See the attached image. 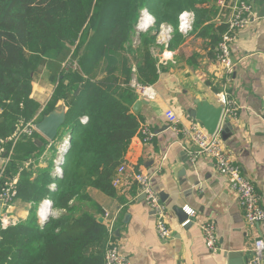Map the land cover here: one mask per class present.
<instances>
[{
  "label": "trees",
  "instance_id": "16d2710c",
  "mask_svg": "<svg viewBox=\"0 0 264 264\" xmlns=\"http://www.w3.org/2000/svg\"><path fill=\"white\" fill-rule=\"evenodd\" d=\"M144 8L156 32L164 24L177 28L179 15L192 11L195 29L206 24L202 36L211 34L218 14L210 0H0V141L41 122L60 102L68 111L57 140L68 132L72 138L61 180L52 178L57 146L48 150L42 135L6 145L11 157L2 182L20 175L16 200L31 209L27 220L0 232V264H106L109 235L99 222L105 212L93 205L90 191L116 196L113 180L140 127L130 83L152 86L162 69L151 55L156 33L142 34L137 48L132 44ZM225 29L219 38L209 35L213 48ZM42 67L54 84L44 107L32 98L33 74ZM45 199L58 214L42 226L38 209Z\"/></svg>",
  "mask_w": 264,
  "mask_h": 264
},
{
  "label": "crops",
  "instance_id": "0c3cea01",
  "mask_svg": "<svg viewBox=\"0 0 264 264\" xmlns=\"http://www.w3.org/2000/svg\"><path fill=\"white\" fill-rule=\"evenodd\" d=\"M225 1L228 5L251 3L258 17L237 33L232 50L233 73L226 74L216 62L210 40L213 34L220 37L219 29L225 26L232 11L221 9L219 0H210L218 9L209 25L211 34L201 35L205 24L199 29L194 27L187 35L178 31L170 42L171 49L162 50L159 43V47L155 45L151 49L159 57L162 69L157 82L150 86L153 99H142L146 103L138 115L140 126H148L155 136L148 142L139 133L133 138L125 162L117 171L114 198L97 190L90 191L93 205L105 213H117L115 244L129 264H247L254 240H264V224L249 226L236 192L228 179L216 171L213 160L201 157L192 162L189 151L194 146L169 129L165 118V112L170 109L179 118L180 127H190L198 122L191 116L196 109L195 101L204 99L219 106L217 95L227 92L239 111L227 126V121L223 122L222 132L226 134L225 140L222 137L223 149L253 182L264 204V18L259 17L263 3ZM40 69L45 70L43 74L49 85L50 72L45 67ZM53 91L54 88L42 99L45 89L35 87L32 98L44 107ZM61 107L68 111L64 102L57 106ZM69 134L49 142L48 150ZM40 167L46 164L41 163ZM138 172L151 175L153 188L160 198L163 194L162 202L167 207L172 230L171 238L166 241L159 237L155 215L147 208L134 180ZM93 205L85 204V208L93 211ZM30 209L31 205L17 201L15 216L20 222L27 220ZM180 209L191 220L190 225L182 226ZM206 223L215 225L220 252L211 253L206 246L201 229Z\"/></svg>",
  "mask_w": 264,
  "mask_h": 264
},
{
  "label": "built area",
  "instance_id": "2783aa9c",
  "mask_svg": "<svg viewBox=\"0 0 264 264\" xmlns=\"http://www.w3.org/2000/svg\"><path fill=\"white\" fill-rule=\"evenodd\" d=\"M218 4L221 9L229 8L230 11H232L231 16L225 24L226 29L222 33L221 39L215 48L216 62L224 69L226 74L231 75L234 71L232 50L237 40V33L257 21L258 17L253 5L245 1L228 5L225 0H219ZM145 14L149 15L147 9L142 12L143 17L139 25L144 19ZM154 22L155 21L151 17V24L144 29L138 26L137 32L140 34L146 31ZM194 24L195 14L192 11H183L179 15L178 31L180 33L187 35L194 29ZM172 33V26L166 24L161 25L157 31L158 43L168 49L172 40ZM130 88L138 96L139 100L153 99L151 87L140 85L136 79L131 81ZM217 100L223 112L221 124L213 135L209 134L199 122L192 124L190 127H180L179 118L170 109L165 112V118L169 129L182 135L194 146V149L192 148L189 151V157L192 162H196L201 157H207L213 160L216 171L228 179L231 188L236 192L239 203L244 210L247 223L250 227L254 228L264 224L263 198L257 191L253 182L243 174L240 166L233 159L232 155L224 151L222 142L223 122H225L226 119L236 117L239 107L233 104L228 93L225 91L217 95ZM87 121V117L81 119L83 124ZM37 124L38 122L33 120L22 129L17 130L11 138L0 141V232L10 227L17 226L20 223L14 212L20 175H17L11 182H2L11 157V153L7 151L6 145L11 141L16 143L23 136L31 137L35 133L40 134L37 129ZM137 133L141 135L145 142L152 140L155 136L153 131L145 125H141ZM67 141L69 142L68 147H66ZM70 142L71 135L69 134L68 138H65L57 145L58 150L56 158L54 159V168L52 172V178L55 180H61L63 178L64 166L67 161V152L71 146ZM45 158L46 157L43 156V160ZM30 166L31 162H26L24 165L25 169H29ZM134 180L138 186L139 192L143 195L147 208L155 215L156 229L159 237L164 241L168 240L171 238L172 230L168 223L167 207L162 202L157 191L153 188L152 176L144 172H138ZM116 185L117 179H114L113 186ZM49 188L50 190H55L57 184L52 183ZM43 213L45 214L44 216L42 215ZM55 215H57V212L53 207L52 201L50 199H45L38 209L39 222L42 224L47 221L49 217ZM103 219L109 235L105 250L106 264H129L119 253V249L115 244V232L118 221L117 213H105ZM190 222L191 220L187 219L182 226ZM201 229L209 251L211 253L220 252L221 249L218 245L215 225L206 223L202 225ZM2 240L3 238L0 234V245ZM251 254L252 257L248 259L247 264H264V240L262 238L254 240Z\"/></svg>",
  "mask_w": 264,
  "mask_h": 264
},
{
  "label": "water",
  "instance_id": "95a60500",
  "mask_svg": "<svg viewBox=\"0 0 264 264\" xmlns=\"http://www.w3.org/2000/svg\"><path fill=\"white\" fill-rule=\"evenodd\" d=\"M249 2L255 3L256 0H248ZM263 3L261 11L259 13L260 18H264V0H258ZM79 92V91H78ZM146 103L145 100H138L132 107L133 112L138 114L142 105ZM196 109L191 113L192 118L197 120L205 128V130L213 135L218 130L221 120L223 109L220 106H215L204 99H199L195 101ZM67 120V112L64 107L57 108L55 111L51 112L49 115L44 117V119L37 124V129L40 134L47 139L49 142H55L57 137L65 125ZM226 125L229 124L230 119H226ZM85 124V123H84ZM226 128V127H225ZM223 140L226 139L225 132H222ZM38 146H42V143L36 141ZM162 201L164 200L163 194L161 195ZM164 202V201H163ZM180 217L185 222L188 219V216L184 213L182 209L179 210ZM46 222V221H45ZM45 222L41 225L44 226ZM100 223H104V219L99 218ZM189 223L188 225H190ZM232 257V255H231Z\"/></svg>",
  "mask_w": 264,
  "mask_h": 264
},
{
  "label": "rangeland",
  "instance_id": "374dc122",
  "mask_svg": "<svg viewBox=\"0 0 264 264\" xmlns=\"http://www.w3.org/2000/svg\"><path fill=\"white\" fill-rule=\"evenodd\" d=\"M115 1H117V0H115ZM120 1H122V0H120ZM146 9L144 8V9H142L141 11H140V14H139V18H138V22H137V24H136V27H135V31H134V34H133V41H132V44H133V47L134 48H137V47H139L140 45H141V35L142 34H147V33H156V45L159 47V45L157 44L158 43V35H157V32L155 31V22H154V24L153 25H151V27L150 28H148L146 31H143V32H141L140 34L137 32V27L139 26V23H140V20H141V18L143 17L142 16V12L143 11H145ZM149 15L152 17V19L155 21V19H154V17L149 13ZM172 29H173V33H172V37L174 38V37H176V34H177V29H178V27L177 28H174V27H172ZM160 48L163 50H166V48L163 46H160ZM151 55L154 57V58H156V55H155V53L154 52H152L151 51ZM157 58H159L158 56H157ZM156 58V59H157ZM134 70H135V67L133 68ZM44 71V72H43ZM43 73H45V70L43 69H38L34 74H33V81H32V85H33V88H35V87H38L39 89H45V92H44V96H42V99H46L48 96H49V94H50V92H51V90H52V88H54V84H52V83H50L49 85H47V78H46V73L45 74H43ZM135 79V78H134ZM50 82V81H49ZM69 136H67L66 138H68ZM52 155V153H50L49 152V154H48V156H51ZM41 161L43 162V157L41 158ZM46 164V163H45ZM17 202V201H16ZM103 218V217H102Z\"/></svg>",
  "mask_w": 264,
  "mask_h": 264
},
{
  "label": "bare ground",
  "instance_id": "6f19581e",
  "mask_svg": "<svg viewBox=\"0 0 264 264\" xmlns=\"http://www.w3.org/2000/svg\"><path fill=\"white\" fill-rule=\"evenodd\" d=\"M150 24H151V17L145 14L144 19L141 21V24L139 25V28H142V29L147 28ZM68 145H69V142L67 141L66 147H68ZM42 215L44 216L45 214L43 213Z\"/></svg>",
  "mask_w": 264,
  "mask_h": 264
}]
</instances>
